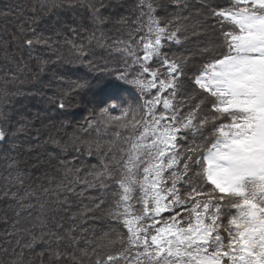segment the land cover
Here are the masks:
<instances>
[{
  "label": "snow or ice",
  "instance_id": "obj_1",
  "mask_svg": "<svg viewBox=\"0 0 264 264\" xmlns=\"http://www.w3.org/2000/svg\"><path fill=\"white\" fill-rule=\"evenodd\" d=\"M58 6L75 10L80 5L78 0L60 4L52 0L36 11ZM168 6L174 16L162 22L154 0H138L136 19L141 22L133 31L143 34L137 39L129 32L128 42L117 41L132 58L123 70L97 65L89 55L94 41L104 46V26L131 23L119 11H111L118 8L116 4L90 0L86 8L91 23L67 25L73 36L86 34L82 41L65 38L75 59L64 63L87 70L75 78L61 74L59 79L67 87L50 102L61 110L65 134L72 132L68 143L73 145V158L91 157L95 149L103 159L98 168L92 166L94 172L76 176L62 193L58 191L57 198L63 207L69 203L68 193L76 192L80 184L92 187L89 175L100 187L117 185L109 215L119 230L106 231L91 248L93 264H264V0H200L195 12L186 0H170ZM18 7L0 6V16L18 18V31L0 37L5 55L9 45L28 51L40 45L52 48L57 41L37 31L41 18L24 17ZM192 18L196 23L190 25ZM206 28L217 33L211 43L189 49L187 56L179 58L165 51L171 45L185 47L190 37L192 43H199ZM11 77L15 79L16 72ZM124 85L137 90L135 103L121 95ZM77 97L94 117L81 133L96 130L93 126L101 123L128 130V146L119 157L102 151L98 140L89 141L72 129L64 110ZM0 119V143H7L12 133L6 113L0 112ZM50 139L61 146V139ZM59 163L71 162L60 159ZM73 170L80 173L81 167L64 168L65 173ZM16 180L23 183L19 175ZM20 207L39 212L36 220L41 231L23 230L27 239H16L19 252L13 249L14 264H20L24 250L34 249L38 241L48 243L60 264L69 257L77 259L75 253L62 250L61 243L76 241L75 224L67 231L48 229L46 237L45 204L37 199L36 204Z\"/></svg>",
  "mask_w": 264,
  "mask_h": 264
},
{
  "label": "trees",
  "instance_id": "obj_2",
  "mask_svg": "<svg viewBox=\"0 0 264 264\" xmlns=\"http://www.w3.org/2000/svg\"><path fill=\"white\" fill-rule=\"evenodd\" d=\"M49 2L52 0H0V6L6 3L13 7L19 6L17 11L24 17L39 16L41 22L37 26L38 33L57 41L52 48L40 45L30 51L9 45L7 56L3 51V43L0 42V112L6 113L7 126L12 133L9 142L0 143V264H14L17 261L13 249L19 252L15 243L17 238L24 236L27 239L24 229L36 234L40 233L41 227L36 220L39 212L36 209L20 207L21 204L28 202L36 204L37 199L48 209L46 237L48 229L60 232L67 231L73 224L76 225V241L61 243L62 250L75 253L77 259L72 261L69 257L64 264H93L91 248L100 242L106 231L114 227L119 230L116 222L109 215L118 194L116 184L110 183L106 187H100L94 181V176L89 175L86 178L93 181L92 187L84 188L83 184H80L76 192L68 193L69 203L63 207L62 200L57 198V192L62 193L63 187L76 176L94 172L92 166L98 168L99 161L103 157L93 149L91 157L82 155L79 159L73 158V145L68 143V137L72 132L65 134V130L60 127V120L63 119L59 115L61 110L55 106V103L50 102V98H55L63 88L67 87V84L59 79L61 74L75 78L83 75L87 70L79 65H68L64 61L75 59L74 51L70 44L65 43V38L74 42L82 41L86 34L81 32L73 36L68 31L67 25L91 23L86 8L90 0H78L80 6L75 10L58 6L50 11H36L40 4ZM61 2L62 0H56L57 4ZM186 2L191 6L190 10L195 12L200 0H186ZM108 3L116 4L118 8H113L111 11H119L128 17L131 23L104 26L102 28L104 46H97L94 41L89 55L97 65H107L112 70H123L125 61H130L132 58L120 50L122 45L117 41L128 42L129 32H132L133 37L137 39L143 34L133 31L141 22L136 19L138 0H108ZM154 3L159 6L157 13L162 22L173 18V9L168 6L170 0L166 3L168 8H163V5L160 8L162 0H154ZM17 19L15 15L0 16V37L18 31ZM188 23L195 24V18ZM96 35L100 37L101 31H97ZM216 35L217 33L208 28L207 34H201L199 43H192L190 37L184 42L185 47L171 45L166 47L165 51L175 53L177 58L187 56L189 49L195 50L204 43H211ZM207 37L210 40H206ZM18 66L21 68L19 72H17ZM41 66L44 68L43 71L39 70ZM12 72H16L15 79L11 77ZM5 89L8 92L7 98L4 96ZM79 99V97L74 99L71 106L64 110L70 115L72 129L87 136L89 141L98 140L102 151L119 157L122 154L121 150L128 146L125 140L128 130L114 125L105 127L101 123L99 127L93 126L96 130L89 128L87 133H81L80 130L86 125V121L94 117ZM188 103H192V100H188ZM0 123H3L2 119ZM50 137L61 139V146L54 145ZM79 147L83 149L85 145L80 144ZM60 159H66L71 163L61 166ZM72 164L81 167V172L76 173L73 170L65 173L64 168H71ZM17 175L23 181L22 184L16 180ZM45 188L48 190L45 191ZM6 192L8 195H5ZM101 200L104 203L98 208L95 207ZM17 211L20 212V216L16 215ZM29 211L32 215H28ZM17 220L19 223H16ZM13 224L16 230L13 229ZM57 224L63 225V228H55ZM20 264H60V262L49 251L48 243L38 241L34 249L24 250Z\"/></svg>",
  "mask_w": 264,
  "mask_h": 264
},
{
  "label": "rangeland",
  "instance_id": "obj_3",
  "mask_svg": "<svg viewBox=\"0 0 264 264\" xmlns=\"http://www.w3.org/2000/svg\"><path fill=\"white\" fill-rule=\"evenodd\" d=\"M166 3H167V0H162V4H160V8H161V5H163V8H168L167 5H166ZM157 9H158V8H157ZM143 19H144V22H145V24H146V23H147V17H144ZM207 33H208V28H206L201 34L205 35V34H207ZM200 36H201V35H200ZM212 38H213V37H212ZM206 40H210V38L207 37ZM131 71H134V70H131Z\"/></svg>",
  "mask_w": 264,
  "mask_h": 264
}]
</instances>
